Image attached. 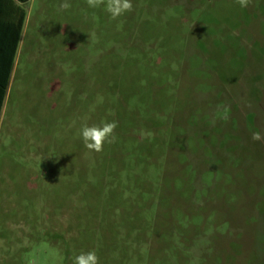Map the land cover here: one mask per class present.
<instances>
[{
  "label": "rangeland",
  "instance_id": "rangeland-1",
  "mask_svg": "<svg viewBox=\"0 0 264 264\" xmlns=\"http://www.w3.org/2000/svg\"><path fill=\"white\" fill-rule=\"evenodd\" d=\"M62 2L0 119V264H264V0Z\"/></svg>",
  "mask_w": 264,
  "mask_h": 264
},
{
  "label": "crops",
  "instance_id": "crops-1",
  "mask_svg": "<svg viewBox=\"0 0 264 264\" xmlns=\"http://www.w3.org/2000/svg\"><path fill=\"white\" fill-rule=\"evenodd\" d=\"M36 1L0 0V119L12 90L20 49L27 46L28 50L29 46L41 43L45 31L52 35L41 18L44 15L43 7L39 9L38 15L33 13ZM34 26L40 40L29 37V30H34Z\"/></svg>",
  "mask_w": 264,
  "mask_h": 264
},
{
  "label": "clouds",
  "instance_id": "clouds-1",
  "mask_svg": "<svg viewBox=\"0 0 264 264\" xmlns=\"http://www.w3.org/2000/svg\"><path fill=\"white\" fill-rule=\"evenodd\" d=\"M89 8L97 9L103 7L112 19H117L125 13L133 11V4L131 0H86ZM237 3L242 7H247L250 0H237ZM59 7L67 10L71 5L64 0ZM118 122L113 120L111 122L104 121L101 124L83 123L79 129L80 138L83 141L85 148L89 152L103 151L106 143L111 144L115 142V129ZM254 141L264 140V131L254 132L252 135ZM72 264H99V257L95 250L81 251L75 254L72 258Z\"/></svg>",
  "mask_w": 264,
  "mask_h": 264
},
{
  "label": "trees",
  "instance_id": "trees-1",
  "mask_svg": "<svg viewBox=\"0 0 264 264\" xmlns=\"http://www.w3.org/2000/svg\"><path fill=\"white\" fill-rule=\"evenodd\" d=\"M12 54H13V58H14L15 51H13Z\"/></svg>",
  "mask_w": 264,
  "mask_h": 264
}]
</instances>
